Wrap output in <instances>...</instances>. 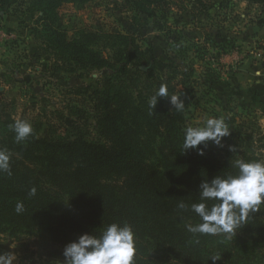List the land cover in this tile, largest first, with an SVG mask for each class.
<instances>
[{"label": "trees", "instance_id": "16d2710c", "mask_svg": "<svg viewBox=\"0 0 264 264\" xmlns=\"http://www.w3.org/2000/svg\"><path fill=\"white\" fill-rule=\"evenodd\" d=\"M91 1L28 4L27 11L38 15L39 58L53 61L56 73L102 75L96 87L69 91L80 104L60 113L59 125L28 122L33 132L20 142L11 127L18 120L0 100V149L11 157V174L0 172V236L36 237L64 249L85 233L99 236L112 223L128 224L135 233V264H264V204L249 211L232 234H193L186 227L201 222L191 211L193 203L217 202L200 200L202 182L237 175V160L264 162V134L228 124L230 133L220 145L209 141L184 151L188 110L201 105L195 86L201 82L214 92L213 79L198 80L185 55L157 59L150 43L142 50L123 36L98 38L83 30L70 34L61 8ZM134 1L139 13L149 14L160 0ZM243 1L264 6V0ZM174 50L188 52L181 38ZM105 51L112 52L110 58ZM161 84L170 96L180 95L182 112L164 97L155 109L149 107ZM92 127L98 139L92 137ZM33 187L36 194L30 196ZM181 202L187 210L178 207ZM17 203L23 204L21 213L15 211ZM51 253L63 256L59 249Z\"/></svg>", "mask_w": 264, "mask_h": 264}, {"label": "rangeland", "instance_id": "374dc122", "mask_svg": "<svg viewBox=\"0 0 264 264\" xmlns=\"http://www.w3.org/2000/svg\"><path fill=\"white\" fill-rule=\"evenodd\" d=\"M31 1L0 0V100L17 120L42 119L44 124L57 126L60 113L80 104L69 91L96 87L102 73L83 78L56 73L53 61L38 57V15L27 11ZM134 3L93 0L66 5L60 14L70 34L83 30L98 38L123 36L135 40L142 50L150 43L157 59L185 55L198 80L212 78L214 92L201 82L195 86L201 105L188 110L189 127L222 117L231 128L243 126L244 132L264 134V6L243 0H160L149 8V14H141ZM177 38L188 49L186 54L174 50ZM111 55L105 51L107 58ZM92 137L99 138L93 127ZM57 249L63 251L36 237L0 236V254H14L13 264H64L63 256L51 253Z\"/></svg>", "mask_w": 264, "mask_h": 264}, {"label": "clouds", "instance_id": "9594fccd", "mask_svg": "<svg viewBox=\"0 0 264 264\" xmlns=\"http://www.w3.org/2000/svg\"><path fill=\"white\" fill-rule=\"evenodd\" d=\"M170 98L173 108L182 112L185 103L180 95H169L167 86L161 84L156 93L149 99V107L155 109L159 98ZM16 141L26 140L33 132L30 123L18 120L13 126ZM230 130L224 118H208L203 126L188 127L184 135V151L198 149L209 141L221 144L223 137ZM235 149L233 148L232 151ZM203 155V149H199ZM10 153L0 149V172L10 171ZM237 175L221 177L216 175L211 182L204 181L199 186L201 201H217L209 206L206 202L193 203L191 211L196 213L201 222L186 225L193 234L211 235L232 234L245 220L249 211L258 210L264 204V162H245L237 160ZM36 194V188L29 191L30 196ZM180 209L187 210L188 205L181 202ZM24 210L22 203H17L15 211ZM135 233L130 225L123 226L112 223L101 235L83 234L77 240L68 243L63 249L64 264H135ZM14 254H0V264H13Z\"/></svg>", "mask_w": 264, "mask_h": 264}]
</instances>
